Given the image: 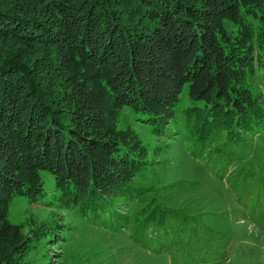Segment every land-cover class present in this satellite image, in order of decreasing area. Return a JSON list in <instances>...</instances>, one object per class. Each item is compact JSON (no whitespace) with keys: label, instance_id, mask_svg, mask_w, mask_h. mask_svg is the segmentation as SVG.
<instances>
[{"label":"trees","instance_id":"trees-1","mask_svg":"<svg viewBox=\"0 0 264 264\" xmlns=\"http://www.w3.org/2000/svg\"><path fill=\"white\" fill-rule=\"evenodd\" d=\"M123 116L264 221V0H0V264H51L75 220L195 259L203 214L139 183L154 160ZM43 172L56 214L11 222Z\"/></svg>","mask_w":264,"mask_h":264},{"label":"rangeland","instance_id":"rangeland-1","mask_svg":"<svg viewBox=\"0 0 264 264\" xmlns=\"http://www.w3.org/2000/svg\"><path fill=\"white\" fill-rule=\"evenodd\" d=\"M123 118V123L131 124L148 143L149 156L154 160L139 183L160 187V193L169 202L187 205L191 212L203 214L196 235L189 240L195 259L186 260L184 254L178 255L173 250L148 249L133 243L128 232L112 233L75 220L64 232L65 237L50 245L48 254H56L51 264H264V221L259 220L256 211L248 212L236 200L229 177L215 176L211 162L207 167L204 157L195 158L183 145L166 147L162 138L143 129L134 116ZM43 177L48 195L15 197L8 208L11 222L25 223L32 216L42 220L56 214L47 205L54 200L53 179L45 172ZM200 180L202 183L196 185ZM165 182H175L173 193L162 187ZM59 213L60 220L73 216L64 211ZM94 258L98 263H93Z\"/></svg>","mask_w":264,"mask_h":264}]
</instances>
